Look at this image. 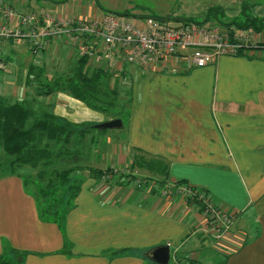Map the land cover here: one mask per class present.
<instances>
[{"label":"crops","instance_id":"crops-1","mask_svg":"<svg viewBox=\"0 0 264 264\" xmlns=\"http://www.w3.org/2000/svg\"><path fill=\"white\" fill-rule=\"evenodd\" d=\"M243 1L202 0L200 12L206 20L217 7V21L236 20L243 17ZM6 2L23 12L41 8L60 16L120 13L103 9L98 0ZM252 4L264 23V2ZM130 15L169 18L140 9ZM75 57V49L58 41L34 56L26 41L0 37V94L22 99L31 64H43L55 74ZM109 71L111 81L119 80V87L130 93L122 127L126 145L113 156L128 169L137 154L163 159L169 182L207 191L233 214L234 229L220 242L213 240L204 230L199 205L163 195L152 179L160 176L152 172L136 173L151 178L138 188L134 180L101 179L87 170L61 222L43 219L23 179L8 175L0 178V254L7 245L24 252L21 264H158L150 253L168 244L169 264H205L200 247L211 237L223 255L219 264H264V28L254 29V45L246 52L221 55L203 67L161 72L126 64L122 71ZM47 102L72 122L107 120L67 93H56Z\"/></svg>","mask_w":264,"mask_h":264},{"label":"trees","instance_id":"trees-1","mask_svg":"<svg viewBox=\"0 0 264 264\" xmlns=\"http://www.w3.org/2000/svg\"><path fill=\"white\" fill-rule=\"evenodd\" d=\"M252 9L253 4L244 0L243 17L222 24L260 31L264 28L263 19ZM217 11V7L210 10ZM71 61L65 70L55 74L43 64H31L26 75L24 98L13 100L0 94V178L21 177L26 190L36 199L42 218L54 222H61L74 206L81 189V177L87 170L96 177L107 173L89 163L97 153L89 144L94 140L90 133L98 129L90 122L76 123L58 116L54 112L55 103L47 102V98L59 92L67 93L103 113L109 120L126 117L130 97L128 91L119 87V80L111 81L112 73L108 69L94 66L86 57H75ZM143 159L142 163L151 162V172L160 176L152 179L164 189L169 182V168L163 159L134 155L125 177L131 182L137 179L149 181L151 178L140 177L134 172L135 163L140 166L139 161ZM189 201H195L201 211L204 209L203 202L197 198ZM23 257L24 252L6 245L0 254V264H21Z\"/></svg>","mask_w":264,"mask_h":264},{"label":"built area","instance_id":"built-area-1","mask_svg":"<svg viewBox=\"0 0 264 264\" xmlns=\"http://www.w3.org/2000/svg\"><path fill=\"white\" fill-rule=\"evenodd\" d=\"M0 37L26 41L34 56L58 41L75 49L77 58L86 57L94 66L115 72L126 64L161 72L203 67L221 55H238L254 45L252 27H227L213 19L141 18L116 12L60 16L41 8L23 12L6 0H0ZM148 182L137 179L134 184L140 188ZM162 194L203 202L204 230L214 240L230 232L233 214L222 210L207 191L168 182Z\"/></svg>","mask_w":264,"mask_h":264},{"label":"rangeland","instance_id":"rangeland-1","mask_svg":"<svg viewBox=\"0 0 264 264\" xmlns=\"http://www.w3.org/2000/svg\"><path fill=\"white\" fill-rule=\"evenodd\" d=\"M255 1L258 2V0H250L251 4L255 3ZM262 1L264 2V0ZM98 2L100 6L105 10H114L118 12L129 11L131 14L135 10L140 9L141 12L142 11L150 12L152 14L161 15V16L169 15V17H180V18L191 19L196 21H204L205 16L207 15L205 13L202 14L200 12L202 0H98ZM46 6H48V4H46ZM214 14L215 13L209 16L210 19L213 20L218 19ZM123 99L125 98L123 97ZM122 120L125 124L127 123L126 117H124ZM90 135L94 137V140L89 144L94 149L97 150V153L92 157V160L89 163L92 167L105 169L106 170L105 173H107L106 175L100 177L98 176V177L101 179L112 180L113 178L116 179L118 176L128 180L127 176L125 177V172L128 171L129 169L125 165L120 164L116 159V155L113 156L114 153H112V151H114L115 149L120 151L121 150L120 147L123 145L125 147L126 145V143L124 142L126 136L123 129L110 128V129H104L103 131L91 130ZM109 136H111V139L113 140V142L111 141L112 143H110L109 141L110 140ZM144 160L145 159L139 161L141 163L140 166L134 162L136 165L134 170L135 173H140V175H142L151 172L150 169L151 162L142 163V161ZM108 168H113V170L109 171ZM117 168L121 170H118ZM81 179H82L81 180V187H82L83 183L86 180H84L83 176L81 177ZM232 227L234 229L233 225ZM212 239L211 237L205 239L202 246L200 247L202 253L201 258L205 260V264H219L223 258V255L215 251L213 246L217 243L215 241L220 242V240L213 241L214 239L213 240ZM172 261H174V258H172L171 263Z\"/></svg>","mask_w":264,"mask_h":264},{"label":"water","instance_id":"water-1","mask_svg":"<svg viewBox=\"0 0 264 264\" xmlns=\"http://www.w3.org/2000/svg\"><path fill=\"white\" fill-rule=\"evenodd\" d=\"M93 127L101 131L110 128H122L123 120L121 118H112L103 122L95 123ZM150 258L158 264H169L171 258L169 245L163 244L155 247L150 253Z\"/></svg>","mask_w":264,"mask_h":264}]
</instances>
